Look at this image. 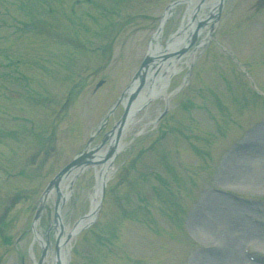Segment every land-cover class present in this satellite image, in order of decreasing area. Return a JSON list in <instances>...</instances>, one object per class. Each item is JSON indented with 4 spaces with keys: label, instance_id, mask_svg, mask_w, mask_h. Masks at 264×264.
<instances>
[{
    "label": "rangeland",
    "instance_id": "374dc122",
    "mask_svg": "<svg viewBox=\"0 0 264 264\" xmlns=\"http://www.w3.org/2000/svg\"><path fill=\"white\" fill-rule=\"evenodd\" d=\"M168 1L80 0L71 8L73 0H0V264L38 258L32 224L44 187L121 115L117 105L87 144L128 86ZM263 2L225 0L204 44L169 77L165 96L137 113L145 125L121 137L125 144L93 222L69 242V264H255L242 249L253 240L249 251L264 260V13L251 12ZM185 11V2L171 9L162 45ZM219 44L232 48L241 64L230 62ZM95 182L93 166L73 179L61 207L69 228L89 210ZM211 196L224 199L222 208ZM54 199L45 202L35 226L43 240L47 232L51 248ZM225 201L232 211L222 217ZM194 210L207 228H192ZM244 213L257 223L254 231L242 228L249 221ZM209 247L215 253L205 252Z\"/></svg>",
    "mask_w": 264,
    "mask_h": 264
},
{
    "label": "bare ground",
    "instance_id": "6f19581e",
    "mask_svg": "<svg viewBox=\"0 0 264 264\" xmlns=\"http://www.w3.org/2000/svg\"><path fill=\"white\" fill-rule=\"evenodd\" d=\"M199 0H188L187 2V7H186V12H185V17H184V21L181 23L180 27L178 28V30L174 33V36L171 37L169 39V41L167 42V48L166 50H170L169 52H171V56L168 57L165 61H163L161 63V71L157 74V76H155V78L151 81H149V83H147V86H145V88L139 93L140 94V99H137L135 101L132 102L130 109H129V114L128 117L124 123V126L121 129V134L122 135H126L128 130H131L133 128V126H135L136 124H140V128H142L144 124L142 118H139L137 116V113L140 111V108H143V105H145L146 100L148 99H155L156 97H164L165 96V90H166V84H167V78L166 76L170 73L173 72H177L179 71L184 65L187 64L189 62V60L192 58L193 56V52L197 51L201 45L203 44V41L206 40V38L204 37L206 35L203 34L204 30L206 29V27L209 25V22H205L204 27L202 28L203 30L201 31V37L199 38V41L193 46V48L191 50H189V52H187V54H185L184 57L177 56L176 53L178 52L179 48L182 47L186 42L187 39L186 37H188V33H190L194 27H197L199 25V23L197 24V18L195 17V20L189 24V20L192 17V12L194 10V8L196 7V4L198 3ZM217 0H209L208 2H205L201 5V9L203 8V6H210L211 4H214ZM159 35V34H158ZM155 35L154 38L151 40L149 48L150 50H156V48L158 47V45L160 44V40H159V36ZM173 54H175L173 56ZM133 87L129 88L126 92V95H128L129 91L132 90ZM125 95V98H126ZM139 96V95H138ZM137 96V97H138ZM125 143H123L124 145ZM105 167H100L96 169V178H97V185L95 186V192L94 195L91 198V205H90V211L93 209L96 200H97V196H98V185H99V181L101 180V177L103 176V172L105 171ZM65 180L62 182L60 189L62 192H64L63 194L65 195V198L67 197L68 192L66 191V180H67V175L65 176ZM69 177V175H68ZM65 182V183H64ZM93 214H89L88 217H86L83 222L88 221L91 216ZM222 217H226L225 212H223V216ZM81 222V223H83ZM79 224H75L77 227ZM192 226L195 227L197 230H202V227H206L208 226L206 224V222L204 220H202L200 217H195L194 221L192 223ZM242 228L245 229V227H250V228H254V226L248 225L247 223L242 224ZM207 228V227H206ZM245 231H247L245 229ZM73 232V228H68L67 226H63V230L62 233L63 235H61V238L59 240L58 243V247H59V256L58 259H55L53 256L51 258L46 257L45 261L42 263L44 264L47 260H52L53 264H59L63 261V256H64V252L65 250H67L68 246L63 244V238L65 233H72ZM194 232V231H193ZM37 233V232H36ZM195 233V232H194ZM40 234L37 233V236H39ZM198 235V234H197ZM41 243H43V241H41ZM62 243V245H61ZM262 245V244H260ZM232 254L228 256V259L230 260V258H232ZM235 257V256H234ZM238 259L239 256L237 255ZM242 257V256H241ZM61 259V260H60ZM236 259V260H238ZM211 264H225L224 261H220V262H215V261H211ZM231 264V263H230Z\"/></svg>",
    "mask_w": 264,
    "mask_h": 264
},
{
    "label": "water",
    "instance_id": "95a60500",
    "mask_svg": "<svg viewBox=\"0 0 264 264\" xmlns=\"http://www.w3.org/2000/svg\"><path fill=\"white\" fill-rule=\"evenodd\" d=\"M152 60L151 57H149L148 55L144 57L143 61H142V64L139 68V70L136 72L135 76H138L139 77V87L142 86L143 82H144V78H145V71L147 69V66H148V63ZM135 96V93H133L131 95V98L132 99L133 97ZM127 114V107L125 108L124 110V113L121 117V119L119 120L118 122V125L122 124L125 120V116ZM117 138V136H116ZM114 152V149L113 147L110 148V150L108 151V153L105 155L104 159H106L109 155H111L112 153ZM91 153L90 152H84L82 153L79 157L75 158L74 160H72L67 166H65L58 174L57 176L50 182L48 188L51 186V185H54L55 188H57V182L59 180V178L61 177V175L69 170L71 167H73L74 165H80V164H83V163H87V162H90L89 160H87L85 157H88L90 156ZM103 184H104V181H102V183L100 184V193H101V189L103 188ZM47 188V189H48ZM58 198L55 202V216H57V209H58V204H59V193L57 194ZM43 255V254H42ZM40 261V260H39ZM40 262H38L39 264Z\"/></svg>",
    "mask_w": 264,
    "mask_h": 264
}]
</instances>
